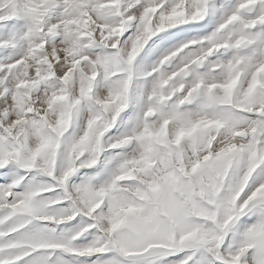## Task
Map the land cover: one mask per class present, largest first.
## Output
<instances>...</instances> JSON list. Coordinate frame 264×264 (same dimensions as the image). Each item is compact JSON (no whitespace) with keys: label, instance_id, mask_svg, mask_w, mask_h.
<instances>
[{"label":"snow or ice","instance_id":"1","mask_svg":"<svg viewBox=\"0 0 264 264\" xmlns=\"http://www.w3.org/2000/svg\"><path fill=\"white\" fill-rule=\"evenodd\" d=\"M0 264H264V0H0Z\"/></svg>","mask_w":264,"mask_h":264}]
</instances>
